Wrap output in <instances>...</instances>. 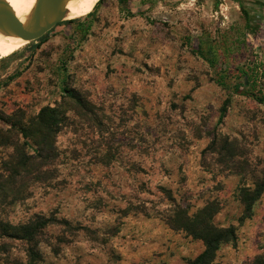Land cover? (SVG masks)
<instances>
[{"label":"rangeland","instance_id":"374dc122","mask_svg":"<svg viewBox=\"0 0 264 264\" xmlns=\"http://www.w3.org/2000/svg\"><path fill=\"white\" fill-rule=\"evenodd\" d=\"M79 19L0 56V264H187L204 244L155 212L165 190L191 214L218 202L237 240L216 263L264 264V193L244 205L264 182V0H103Z\"/></svg>","mask_w":264,"mask_h":264},{"label":"trees","instance_id":"16d2710c","mask_svg":"<svg viewBox=\"0 0 264 264\" xmlns=\"http://www.w3.org/2000/svg\"><path fill=\"white\" fill-rule=\"evenodd\" d=\"M130 1L132 0H118L120 5L124 8L128 7ZM102 2L103 0L97 5V7L92 13L83 18L87 19L92 17ZM81 20L82 19H75L66 23L76 24L80 23ZM62 24H59L57 26H61ZM48 34H46L44 37L37 41L44 42ZM239 90L240 88H237V92H239V94L250 96L249 92ZM257 100L264 103V98H257ZM47 111L49 110L45 109L44 111H42V114H40V116L38 117L37 125L38 127L41 126L42 128H45L48 133H50L53 132L54 129L59 127L61 122L59 116H57L53 112L54 110L49 112V114H47ZM224 116L225 110H223L221 114V119ZM34 143L40 146V150L41 148L45 149L47 148V146H49V143L47 142H45V146L37 143V141H34ZM42 154L43 150L42 152H40V156H42ZM256 187L257 188L254 191L253 195L244 199L245 214H247V217L251 216L254 203L264 193V182L256 185ZM170 193L171 192L168 190L164 191V194H167L166 199L171 202L170 207L165 208L163 213H161V211L155 212L163 217L164 221L168 226H170V228L174 230L184 231L192 238L200 240L204 244L203 252L198 255L195 259L189 260L187 264H219L216 263V256L221 245L236 242L237 236L235 227L230 226L228 228H222L215 224L214 218L220 210L218 202L216 200L208 202L203 208L198 209L196 213L191 214L190 208L184 207L177 203L170 195ZM128 210L133 211L135 213L138 212L148 214L150 209L144 206V203H142L141 205H131ZM23 231L25 232V236L27 238H32L34 235L33 231H36V228L32 229V231H30L29 228H24Z\"/></svg>","mask_w":264,"mask_h":264},{"label":"water","instance_id":"95a60500","mask_svg":"<svg viewBox=\"0 0 264 264\" xmlns=\"http://www.w3.org/2000/svg\"><path fill=\"white\" fill-rule=\"evenodd\" d=\"M70 0H40L25 21L12 16L6 0H0V32L27 44L36 42L66 19V4Z\"/></svg>","mask_w":264,"mask_h":264},{"label":"bare ground","instance_id":"6f19581e","mask_svg":"<svg viewBox=\"0 0 264 264\" xmlns=\"http://www.w3.org/2000/svg\"><path fill=\"white\" fill-rule=\"evenodd\" d=\"M12 8V16L20 21H25L40 0H6ZM102 0H70L66 8V19L75 20L85 17L93 12ZM27 43L5 36L0 32V56L4 53L19 50Z\"/></svg>","mask_w":264,"mask_h":264}]
</instances>
